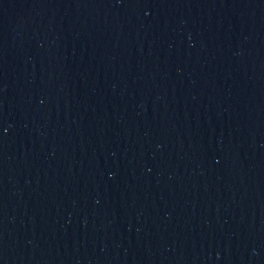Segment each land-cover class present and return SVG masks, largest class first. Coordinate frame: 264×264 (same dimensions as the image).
<instances>
[{"label": "water", "instance_id": "obj_1", "mask_svg": "<svg viewBox=\"0 0 264 264\" xmlns=\"http://www.w3.org/2000/svg\"><path fill=\"white\" fill-rule=\"evenodd\" d=\"M0 264H264V0H0Z\"/></svg>", "mask_w": 264, "mask_h": 264}]
</instances>
